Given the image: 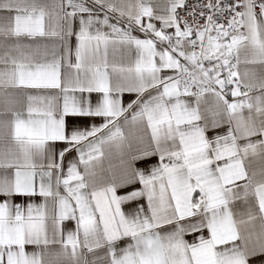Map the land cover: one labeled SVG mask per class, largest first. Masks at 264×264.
Wrapping results in <instances>:
<instances>
[{
  "label": "snow or ice",
  "instance_id": "snow-or-ice-1",
  "mask_svg": "<svg viewBox=\"0 0 264 264\" xmlns=\"http://www.w3.org/2000/svg\"><path fill=\"white\" fill-rule=\"evenodd\" d=\"M0 264H264V0H0Z\"/></svg>",
  "mask_w": 264,
  "mask_h": 264
}]
</instances>
